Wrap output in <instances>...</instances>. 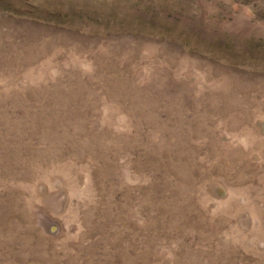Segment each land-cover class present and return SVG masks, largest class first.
<instances>
[{
	"label": "rangeland",
	"instance_id": "1",
	"mask_svg": "<svg viewBox=\"0 0 264 264\" xmlns=\"http://www.w3.org/2000/svg\"><path fill=\"white\" fill-rule=\"evenodd\" d=\"M0 264H264V0H0Z\"/></svg>",
	"mask_w": 264,
	"mask_h": 264
}]
</instances>
